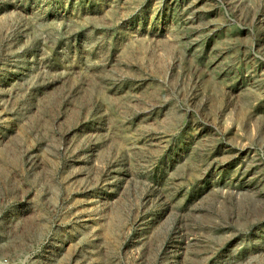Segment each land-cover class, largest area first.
Returning <instances> with one entry per match:
<instances>
[{
  "label": "rangeland",
  "instance_id": "1",
  "mask_svg": "<svg viewBox=\"0 0 264 264\" xmlns=\"http://www.w3.org/2000/svg\"><path fill=\"white\" fill-rule=\"evenodd\" d=\"M0 264H264V0H0Z\"/></svg>",
  "mask_w": 264,
  "mask_h": 264
}]
</instances>
